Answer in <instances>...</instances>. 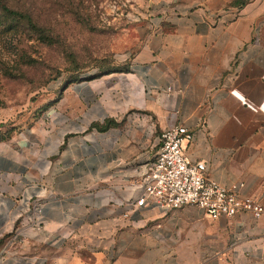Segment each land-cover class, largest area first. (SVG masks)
I'll use <instances>...</instances> for the list:
<instances>
[{
    "label": "crops",
    "instance_id": "0c3cea01",
    "mask_svg": "<svg viewBox=\"0 0 264 264\" xmlns=\"http://www.w3.org/2000/svg\"><path fill=\"white\" fill-rule=\"evenodd\" d=\"M232 1L149 0L107 126L40 120L0 141V264H264V0ZM175 123L192 132L185 153L241 183L258 217L132 204Z\"/></svg>",
    "mask_w": 264,
    "mask_h": 264
},
{
    "label": "rangeland",
    "instance_id": "374dc122",
    "mask_svg": "<svg viewBox=\"0 0 264 264\" xmlns=\"http://www.w3.org/2000/svg\"><path fill=\"white\" fill-rule=\"evenodd\" d=\"M149 3L0 0L39 28L0 8V141L25 128L33 137L40 120L106 121L105 101L118 102L119 75L149 31Z\"/></svg>",
    "mask_w": 264,
    "mask_h": 264
},
{
    "label": "built area",
    "instance_id": "2783aa9c",
    "mask_svg": "<svg viewBox=\"0 0 264 264\" xmlns=\"http://www.w3.org/2000/svg\"><path fill=\"white\" fill-rule=\"evenodd\" d=\"M191 137V130L181 123L160 130L155 155L142 164L139 192L132 204L149 202L166 209L194 205L210 218L241 211L258 217L263 207L258 200L238 193L241 183L223 185L209 178L204 161L185 153Z\"/></svg>",
    "mask_w": 264,
    "mask_h": 264
},
{
    "label": "trees",
    "instance_id": "16d2710c",
    "mask_svg": "<svg viewBox=\"0 0 264 264\" xmlns=\"http://www.w3.org/2000/svg\"><path fill=\"white\" fill-rule=\"evenodd\" d=\"M242 3V0H233L232 1V4H241ZM0 8L4 11V12H6V13H8V14H10V15H14V16H16V17H18V18H24L27 22H28V24L31 26V28H33V29H39L31 20H30V18H29V16L28 15H26L25 13H23V12H19V11H17V10H15V9H12V8H9V7H7L6 5H4V4H0ZM128 71V70H127ZM108 121H109V119H106V121H104L103 123H97V122H91L90 123V126H94L95 128H97V129H103L105 126H107V124H108Z\"/></svg>",
    "mask_w": 264,
    "mask_h": 264
}]
</instances>
